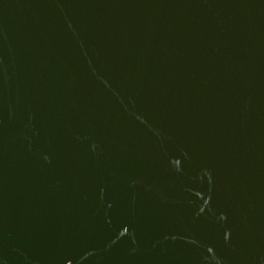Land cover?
Listing matches in <instances>:
<instances>
[{
    "label": "water",
    "instance_id": "95a60500",
    "mask_svg": "<svg viewBox=\"0 0 264 264\" xmlns=\"http://www.w3.org/2000/svg\"><path fill=\"white\" fill-rule=\"evenodd\" d=\"M0 264H264V0H0Z\"/></svg>",
    "mask_w": 264,
    "mask_h": 264
}]
</instances>
